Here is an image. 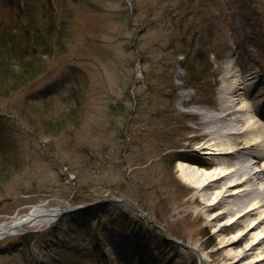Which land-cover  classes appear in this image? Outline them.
Instances as JSON below:
<instances>
[{
	"label": "rangeland",
	"instance_id": "obj_1",
	"mask_svg": "<svg viewBox=\"0 0 264 264\" xmlns=\"http://www.w3.org/2000/svg\"><path fill=\"white\" fill-rule=\"evenodd\" d=\"M28 13L43 34L47 17L56 18L62 50L42 60L37 78L0 96V223L43 202L65 209L128 198L169 238L206 254L204 264H239L220 241L244 226L217 235L178 165L213 168L198 150L208 135L193 112L219 107L230 54L248 81L246 101L264 123V0H0V29H24ZM91 209L21 230L41 235L30 246L21 241L25 234L3 238L0 264H50L53 247L64 246L77 223L81 229L66 241L81 249L94 248L97 227L113 235L106 256H88V264H140L138 244L144 264H200L128 205Z\"/></svg>",
	"mask_w": 264,
	"mask_h": 264
},
{
	"label": "bare ground",
	"instance_id": "obj_2",
	"mask_svg": "<svg viewBox=\"0 0 264 264\" xmlns=\"http://www.w3.org/2000/svg\"><path fill=\"white\" fill-rule=\"evenodd\" d=\"M247 84L239 73L235 55L230 54L220 77L219 107L213 113L192 111L208 135L198 150L210 158L213 168L208 170L182 162L178 169L182 179L197 189L201 197L200 209L205 211L217 235L228 225L244 226L245 229L220 241L221 246L231 248L233 262L264 264V123L242 92L243 86L249 88ZM237 128L239 131H234ZM242 138L245 145L240 147ZM258 163L262 166L256 170ZM46 205V202L40 203L25 214L1 222L0 240L16 234L19 225H51L60 208L50 209ZM224 216L228 219L221 223ZM243 240L247 241L244 247L234 251L233 247ZM205 258L203 254V260Z\"/></svg>",
	"mask_w": 264,
	"mask_h": 264
},
{
	"label": "trees",
	"instance_id": "obj_3",
	"mask_svg": "<svg viewBox=\"0 0 264 264\" xmlns=\"http://www.w3.org/2000/svg\"><path fill=\"white\" fill-rule=\"evenodd\" d=\"M32 16L34 14L28 13L25 16L26 25L25 28L22 27H4L0 29V96H7L10 93H13L35 78H37L44 71L43 59L50 58L54 53L56 47L59 50H62L61 42L62 35L58 34L55 28L56 18L52 19V15H49V27L45 34L42 33L41 26L34 24L32 22ZM35 23H37L36 19ZM42 26H46L45 21H43ZM64 44V43H63ZM187 47V46H186ZM188 59L189 54L183 53ZM178 58V54L176 55ZM189 68V67H188ZM188 68L186 71H188ZM186 69V68H185ZM46 126L50 124L46 123ZM58 129H62L63 125L60 124ZM5 169H8V166L5 165ZM6 171H1L0 176L4 175ZM79 201L82 198L77 199ZM99 218H101V211L98 212ZM91 217H86V224L89 225ZM99 221V219L97 220ZM82 224L77 223L74 229L67 231V237L63 238L65 244L64 246L53 247L56 251V254L53 258V261L50 264H67V258L72 255V252L78 255H75L73 258L72 264H88V256H106L105 249L108 246H112L111 239L108 238L109 231L107 227L104 226L100 232V228L97 227L96 232L98 233L95 237L97 240L93 249L87 251V249H81L78 245L72 244V241L67 238L74 232V234L81 229ZM89 227V232L92 234L95 231ZM78 228V229H77ZM55 231V228L52 229ZM41 235L39 233L28 232L21 237V241L25 245L30 246L31 243H34L38 240ZM73 237V236H71ZM107 237V238H106ZM84 245V243L82 244ZM81 245V246H82ZM26 249L27 247L24 246ZM58 248L60 251H58ZM75 250V251H74ZM91 252V255H87Z\"/></svg>",
	"mask_w": 264,
	"mask_h": 264
},
{
	"label": "water",
	"instance_id": "obj_4",
	"mask_svg": "<svg viewBox=\"0 0 264 264\" xmlns=\"http://www.w3.org/2000/svg\"><path fill=\"white\" fill-rule=\"evenodd\" d=\"M110 202H125L127 203L128 205H130L141 217H144V218H147L148 220H150L154 225H156L151 216L148 214V213H143L138 207L137 205H135L134 203H132L130 200L126 199V198H123V199H119V198H112L109 200ZM100 202H96L92 205H96V204H99ZM91 205V206H92ZM83 207H75V208H65V209H59V212L57 213V215H55V219H58L60 218L61 216H63L65 213L67 212H72V211H76L78 209H82ZM157 226V225H156ZM27 226L25 224L23 225H19L15 231H19V230H22L24 228H26ZM161 229V228H160ZM165 233V232H164ZM171 242L175 243V244H178V245H181L182 247H184L185 249L187 250H190V251H193L195 253H197L199 259H200V262L201 264H203V259H202V254L201 252L196 248V247H193L191 245H188V244H185L183 242H180L176 239H170Z\"/></svg>",
	"mask_w": 264,
	"mask_h": 264
}]
</instances>
